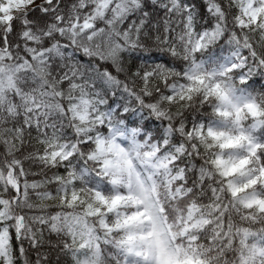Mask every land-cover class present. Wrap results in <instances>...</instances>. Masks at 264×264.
Wrapping results in <instances>:
<instances>
[{
	"label": "snow or ice",
	"instance_id": "snow-or-ice-1",
	"mask_svg": "<svg viewBox=\"0 0 264 264\" xmlns=\"http://www.w3.org/2000/svg\"><path fill=\"white\" fill-rule=\"evenodd\" d=\"M0 264H264V0H0Z\"/></svg>",
	"mask_w": 264,
	"mask_h": 264
}]
</instances>
